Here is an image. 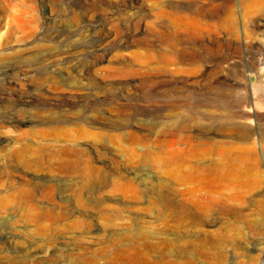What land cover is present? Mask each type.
Here are the masks:
<instances>
[{
    "label": "rangeland",
    "instance_id": "374dc122",
    "mask_svg": "<svg viewBox=\"0 0 264 264\" xmlns=\"http://www.w3.org/2000/svg\"><path fill=\"white\" fill-rule=\"evenodd\" d=\"M263 52L264 0H0V264H264V143L201 106L264 131Z\"/></svg>",
    "mask_w": 264,
    "mask_h": 264
},
{
    "label": "bare ground",
    "instance_id": "6f19581e",
    "mask_svg": "<svg viewBox=\"0 0 264 264\" xmlns=\"http://www.w3.org/2000/svg\"><path fill=\"white\" fill-rule=\"evenodd\" d=\"M169 6H171V5H169ZM177 43H178V45H180L182 42H178L177 41ZM240 47H241V43L238 40L230 39V40L226 41V48H228L232 52L239 51ZM251 48H253L255 51H259V49L261 48V45H258L256 47L247 46L245 48V50L248 51V50H251ZM176 50H179V49H176ZM178 57L182 61L185 60V55H184L183 52L181 54L179 53ZM184 62H186V61H184ZM259 77L262 80V82H264V68L262 70V74L261 73L259 74ZM225 79L226 78H224V81H225ZM226 84H227L226 86L228 88L226 90V92L228 94V98H227V102H226L227 104L225 105V107H223L222 104L219 101L215 100V99H209L205 104H203L201 106L204 107V108L215 109V110L224 109V113L225 114H224V118H223L222 122H220L216 126H214V121H213V118L211 116H209L207 118V121H208L209 126H210V133L212 135L218 136L221 139V145H222V151H221L222 159H221V162H222V167H224L225 169H228V168L234 167V165H237L236 164L237 153L240 150L239 144L240 143H244V142L252 141L253 137H255V136L257 137V139H258V141L260 143H264V131H259V128L256 127V125H251V124H249L247 122V118L248 117H252V116L255 117V114L258 112V109H259V106L256 104L257 102H254V98L255 97L253 95L255 94V92H253V90H252V94L250 95L248 93L247 98L245 100H243V99L237 98L235 96L237 91H239V87L236 85L235 82H231L230 81L229 83L226 82ZM245 104L246 105H252L251 106L252 107L251 108L252 112L249 113V111L244 108ZM24 115H25V112L22 109H12V110H10L7 113V115H6V119L3 118L4 121L2 120L3 122H0V130L8 131V130H10V124H11V127H12L13 124L14 125H16V124L17 125H25V124H27V123L32 121V119H30L28 117H25ZM54 119H55V115H53L51 118L46 119V120L52 121ZM259 119H261V118H259ZM37 154H39V153H37ZM75 155L72 152L58 151L56 154L50 155L49 157H46V158L48 160L54 161L57 158L65 157V158H67L66 164L68 166H70V163L73 162L72 160H73ZM38 156H36V157H38ZM36 157H34V158H36ZM34 161H35V159H34ZM29 162H32V161H29ZM262 162L264 163V151H263L262 161H258L257 163L262 165ZM63 168H64V165H58V164L55 165V169L57 171L61 172L63 170ZM257 177H259V175ZM74 196H76V194H74Z\"/></svg>",
    "mask_w": 264,
    "mask_h": 264
},
{
    "label": "built area",
    "instance_id": "2783aa9c",
    "mask_svg": "<svg viewBox=\"0 0 264 264\" xmlns=\"http://www.w3.org/2000/svg\"><path fill=\"white\" fill-rule=\"evenodd\" d=\"M263 62H264V52H263Z\"/></svg>",
    "mask_w": 264,
    "mask_h": 264
}]
</instances>
